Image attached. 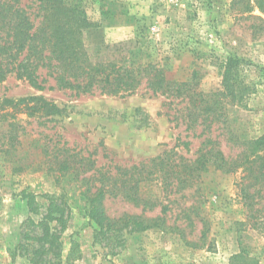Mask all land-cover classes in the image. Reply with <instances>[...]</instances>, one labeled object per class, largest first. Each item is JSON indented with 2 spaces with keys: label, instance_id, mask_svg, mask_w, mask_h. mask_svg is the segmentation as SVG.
Segmentation results:
<instances>
[{
  "label": "rangeland",
  "instance_id": "1",
  "mask_svg": "<svg viewBox=\"0 0 264 264\" xmlns=\"http://www.w3.org/2000/svg\"><path fill=\"white\" fill-rule=\"evenodd\" d=\"M66 1L82 4L92 23L83 41L94 63L156 64L168 79L195 78L199 90L208 93L222 89L223 64L240 60L238 76L248 90L242 103L227 106L229 126L240 140L264 135V36L252 29L260 22L255 18L264 15L256 0ZM20 5L37 27L41 19L35 0H20ZM46 72L41 71L47 80L44 91L14 74L0 83V101L43 96L64 110L51 118L15 111V117L0 121V264H32L25 247L31 251L30 246L39 245L24 238L23 231L30 238L40 236L42 230L30 220L38 223L51 204L64 206L68 221L61 256L49 255L42 264H264V230L247 223L237 188L241 172L210 167L188 188L175 182L165 188L155 176L140 184L150 209L113 197H106L103 206L110 218L164 216L166 224L125 228L117 236L101 230L89 216L87 185L74 173L51 172L45 150L70 148L118 174V166L147 164L167 152L176 153L172 158L177 161L181 156L194 160L207 138L228 158L240 149L221 125L206 133L203 126L188 128L185 104L169 105L144 84L132 96L77 95L49 90L55 84Z\"/></svg>",
  "mask_w": 264,
  "mask_h": 264
},
{
  "label": "trees",
  "instance_id": "2",
  "mask_svg": "<svg viewBox=\"0 0 264 264\" xmlns=\"http://www.w3.org/2000/svg\"><path fill=\"white\" fill-rule=\"evenodd\" d=\"M35 2L41 19L37 27L28 11L21 7L20 0H0V83L14 74L32 88L44 91L47 80L41 79V71L46 70V75L53 78L55 84L49 90H70L77 95H95L99 91L107 96H132L144 84L154 96L165 97L169 105L185 104L188 128L203 126V133H206L212 126L221 125L240 149L236 157L228 158L217 142L207 138L194 160L181 156L177 161L172 158L176 153L167 152L147 164L129 168L118 166V174L98 168L91 156L75 153L70 148H56L54 152L45 150L51 172H59L62 176L74 173L81 183L87 185L89 216L101 226V230L114 232L117 236L125 228L149 229L150 222L165 225L164 216L152 220L129 214L110 218L103 202L106 197L122 198L146 211L151 204L142 197L141 183L157 176L165 188L173 186L174 182L179 188H188L210 167L226 174L241 172L237 188L247 212V223L251 228L264 230V135L256 140H240L231 132L226 110L229 104L242 103L248 90L238 76L240 60L229 58L223 64L222 89L208 93L199 90L195 78L189 82L168 79L165 70L156 64L117 66L94 63L83 41L84 30L92 23L82 4L72 5L66 0ZM256 4L264 15V0H256ZM255 19L260 22L252 25L253 33L264 36V18ZM15 111L38 118L60 116L64 112L43 96L0 101V121L15 117ZM10 125L14 128L15 121ZM65 211L64 206L51 204L38 223L30 220L34 228L42 230L40 236L36 234L35 238H30L31 234L23 231L24 238L39 245L30 246L31 251L29 246L25 247L32 264H42L49 255L53 259L61 256V233L68 221ZM162 211L165 214L167 207ZM52 222L61 226L60 230L59 226L51 228Z\"/></svg>",
  "mask_w": 264,
  "mask_h": 264
}]
</instances>
